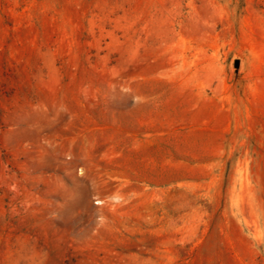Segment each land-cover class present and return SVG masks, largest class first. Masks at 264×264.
<instances>
[{
  "label": "rangeland",
  "instance_id": "1",
  "mask_svg": "<svg viewBox=\"0 0 264 264\" xmlns=\"http://www.w3.org/2000/svg\"><path fill=\"white\" fill-rule=\"evenodd\" d=\"M0 264H264V0H0Z\"/></svg>",
  "mask_w": 264,
  "mask_h": 264
}]
</instances>
